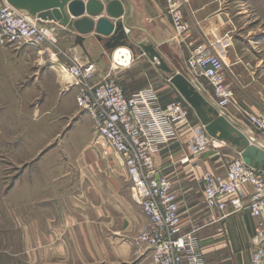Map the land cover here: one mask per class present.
I'll return each instance as SVG.
<instances>
[{
    "label": "crops",
    "instance_id": "1",
    "mask_svg": "<svg viewBox=\"0 0 264 264\" xmlns=\"http://www.w3.org/2000/svg\"><path fill=\"white\" fill-rule=\"evenodd\" d=\"M120 1L127 44L135 49L127 68L113 61L120 48L106 54L93 34L83 47L76 45V33L61 26L58 49L0 48V170L5 171L0 183V264H153L151 251L134 245L148 220L132 196L125 162L111 148L91 146L92 121L77 106L78 90L66 72L64 53L81 63L94 62V82L114 81L126 97L152 88L161 107L182 101L190 123H201L139 46L151 44L220 115L264 150V134L242 122V114L264 115V0H183L190 26L184 36L176 34L165 0ZM100 18L115 22L106 12L95 22ZM217 42L224 49L223 74L233 94L232 105L225 109L217 106L208 82L193 80L187 70L192 47L210 50ZM13 111L19 118L8 114ZM189 140L190 130L179 125L176 138L155 156L156 178L172 183L183 230H195L205 264H249L257 221L248 210H228L220 219L222 214L208 211L203 191V175L225 176L238 151L226 145L192 157ZM64 141L74 148H46ZM53 150L64 156L50 160ZM187 157L189 162L183 163ZM9 169L20 174L11 176Z\"/></svg>",
    "mask_w": 264,
    "mask_h": 264
},
{
    "label": "built area",
    "instance_id": "2",
    "mask_svg": "<svg viewBox=\"0 0 264 264\" xmlns=\"http://www.w3.org/2000/svg\"><path fill=\"white\" fill-rule=\"evenodd\" d=\"M165 2L176 34L186 35L190 26L183 15L185 2ZM58 28V24L32 19L15 10L7 0H0V45L3 47L41 49L49 45L58 49ZM189 51L187 70L192 79L208 82L220 109L232 105L233 94L223 74L221 42L212 45L210 50L197 46ZM63 56L69 62L66 72L73 80L72 86L78 90L77 106L92 121L99 141L96 146H108L123 158L132 196L148 220V227L134 239V245L148 248L153 264H205L195 230L188 233L183 230L172 183L165 177L156 178L154 159L162 145L176 138L179 125L190 130L189 156L218 152L226 144L210 137L202 123L191 124L184 102L175 101L161 107L158 94L152 88L126 97L114 81H93L98 72L94 62L81 63L66 53ZM119 58L118 61L113 57L115 65L127 68L133 54L129 50L128 56L120 54ZM242 116L243 123L264 134V115ZM187 162L189 157L183 160ZM202 180L208 211L218 212L223 215L220 219H224L228 210L233 213L248 210L257 221L249 264H264V171L248 166L238 153L228 162L225 176L208 172Z\"/></svg>",
    "mask_w": 264,
    "mask_h": 264
},
{
    "label": "water",
    "instance_id": "3",
    "mask_svg": "<svg viewBox=\"0 0 264 264\" xmlns=\"http://www.w3.org/2000/svg\"><path fill=\"white\" fill-rule=\"evenodd\" d=\"M18 12L32 19L55 23L76 33V45L84 46L87 36L94 35L106 54L116 49L127 47L132 53L133 46H129V34L126 26L120 20L125 9L120 0H7ZM86 1V2H85ZM104 12L107 18L94 19ZM85 14L89 17L81 18ZM143 54L153 62L159 71L167 75L171 83L191 106L201 123L206 127L208 135L226 145L236 147L244 162L252 167L264 171V150L252 144L249 139L233 126L209 101L200 93L197 87L185 76L177 73L161 57L151 44H139Z\"/></svg>",
    "mask_w": 264,
    "mask_h": 264
},
{
    "label": "rangeland",
    "instance_id": "4",
    "mask_svg": "<svg viewBox=\"0 0 264 264\" xmlns=\"http://www.w3.org/2000/svg\"><path fill=\"white\" fill-rule=\"evenodd\" d=\"M178 35V34H177ZM0 48H5V49H11V50H15L16 52L17 51H20V50H23L25 47H22V48H20V49H17L16 47L14 48V47H3V46H1L0 45ZM35 50H38V49H35ZM63 58L64 59H66L64 56H63ZM66 61H67V59H66ZM63 75H64V77L66 78L67 76H66V73H62ZM10 116H15V118H19V114L16 112V111H13V112H10V113H8ZM16 123H18V122H16ZM2 124V122L0 121V125ZM240 124L242 125V123L240 122ZM93 126V125H92ZM239 126V125H238ZM87 127L88 126H86V129H87ZM93 132H94V129H93ZM83 133H84V131H83ZM81 136L79 135V138H80ZM65 140V139H64ZM103 140H100V142H102ZM97 142H99L98 141V138H97V136L95 135V132H94V140H93V142H92V144H91V146H96L97 145ZM83 142H82V144H81V146H83ZM46 148H74V145H72V144H69V143H67L66 144V142L64 141L62 144H59L58 146H48V147H46ZM98 148H109L108 146H106V147H100V146H98ZM52 157H50L49 159L50 160H58L60 157L62 158L63 156H64V154L63 153H55V150H53L52 151ZM7 172V171H6ZM9 172L11 173L10 175L12 176H17V175H19L20 174V171H18V170H15L14 172H11V170L9 169ZM3 175H5V171L3 172V173H1V170H0V183L2 182V180H1V178H2V176ZM3 191H1L0 193H2ZM0 198H3V196H0ZM1 202H0V206H1ZM5 206H6V203L4 202L3 203V208H5Z\"/></svg>",
    "mask_w": 264,
    "mask_h": 264
},
{
    "label": "bare ground",
    "instance_id": "5",
    "mask_svg": "<svg viewBox=\"0 0 264 264\" xmlns=\"http://www.w3.org/2000/svg\"><path fill=\"white\" fill-rule=\"evenodd\" d=\"M114 53H115V52H114ZM128 53H129L128 48L121 47V48L119 49V51L113 55V57H114V59H116V60L119 61V60H120V58H119L120 54H127V56H128ZM55 65H56V64H55ZM47 69H48V68H47ZM56 70H57V69H56Z\"/></svg>",
    "mask_w": 264,
    "mask_h": 264
}]
</instances>
